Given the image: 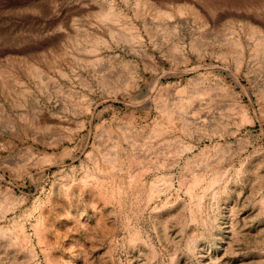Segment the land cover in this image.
I'll use <instances>...</instances> for the list:
<instances>
[{
  "label": "rangeland",
  "instance_id": "rangeland-1",
  "mask_svg": "<svg viewBox=\"0 0 264 264\" xmlns=\"http://www.w3.org/2000/svg\"><path fill=\"white\" fill-rule=\"evenodd\" d=\"M0 264H264V0H0Z\"/></svg>",
  "mask_w": 264,
  "mask_h": 264
}]
</instances>
